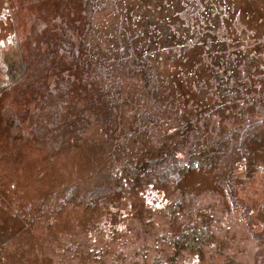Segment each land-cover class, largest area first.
<instances>
[{
    "label": "rangeland",
    "instance_id": "374dc122",
    "mask_svg": "<svg viewBox=\"0 0 264 264\" xmlns=\"http://www.w3.org/2000/svg\"><path fill=\"white\" fill-rule=\"evenodd\" d=\"M127 1L0 0V264H90L95 251L137 264L146 248L173 252L152 245L174 212L211 231L203 259L185 248L176 264H264V0ZM154 1L184 8L173 38L143 13ZM149 69L163 92L143 87ZM223 135L216 162L190 170ZM136 144L161 161L121 179ZM100 163L113 174L94 175ZM96 180L113 190L104 207L63 202Z\"/></svg>",
    "mask_w": 264,
    "mask_h": 264
},
{
    "label": "trees",
    "instance_id": "16d2710c",
    "mask_svg": "<svg viewBox=\"0 0 264 264\" xmlns=\"http://www.w3.org/2000/svg\"><path fill=\"white\" fill-rule=\"evenodd\" d=\"M128 1H127V3H128ZM153 3L154 4H153L152 8L154 10H157V11H155V13H153V11L146 12V11L143 10V13L146 14L150 19L151 18L152 19H157L155 16H156V14L158 12L159 15L157 17L160 18V19H158L159 21L161 20V27L157 28V30L159 32L161 31L162 34H165L166 36H168V35L172 36V38H173L176 35V33L179 32V30L177 28L173 29L171 25H174L176 27V21L181 20V19H179L177 17V15L181 11L184 12V8L183 7H170V6H169V8H167L166 6H163V8H162V6L159 7L160 5H159L158 2L154 1ZM167 26H170L172 29L165 28ZM185 30L189 31V29H185ZM160 33H158L157 35L153 36L154 38L151 41V43L152 42L163 43L158 38ZM142 36H143L142 39L145 40L146 36L144 34ZM201 36H202V34L200 33V31L195 29V30L192 31V33H191L190 37H188V39L192 38V42L193 43L194 42H200V40L203 41ZM220 41H221V39L219 38L218 41L215 42L214 44H220ZM182 42H183V40H182ZM253 59L254 58H252V59L249 58V59H246L244 61H246L248 63L247 66H250L251 65L250 63H251V61ZM168 63H170V62H168ZM228 63H230L229 65H231V64H235L236 66L238 65L235 60H230L229 58H228ZM229 68H231V66ZM149 71L152 73L150 75L151 83H147V84L144 83L143 87L144 86H148L149 87L148 90H153L154 89L158 93L163 92L164 85L160 86V89H158V86L155 83L156 80L160 79V77H159L160 73L154 74V69H149ZM235 71H236V69H235ZM209 74L212 76V70H211V72ZM230 74H231V72H230ZM235 75H233V78L239 77V79H240V71L239 70H238V73H236ZM244 77H246V76H244ZM212 78H213V80H215L213 76H212ZM199 80L201 82L205 83L203 81L204 79H198V81ZM241 86H244V87L249 86V83H247V81H245V80L244 81H241V80L240 81H236V83L234 85V88H232V89H234V90H236L237 88L240 89ZM217 93H218V96L220 98V95L222 93L219 92L218 90H217ZM209 98H213V97L211 96ZM202 102L203 101H201L200 103H202ZM201 105H203V103ZM240 108H242V107L240 106ZM210 122L211 121L209 119V123ZM200 132H201V130L199 131V133ZM200 135H202V134H200ZM198 136H199V134H198ZM201 137L202 138H199L198 141H197L198 144H200L202 142L203 138H204L203 135ZM167 139H169V138H167ZM211 139L212 140H209V141H207V142L202 144L200 151L198 150V152H197V150H196V151H192L190 153L189 156L194 158L197 161V163H198V165H197L195 170L202 169L203 165L206 162H208V163H211L213 161L216 162V160H217V158H218V156H219V154H220V152L222 150V143L226 142L225 138H224V135L223 136H213ZM232 140H233V138H232ZM134 148L141 149V145L136 144L134 147H131L130 149L126 150V155H127L128 159L130 160V164L133 163L134 165L133 166L125 165L123 169L122 168L121 169L116 168V169H119L118 172H116V174L117 175H121V179L124 178V175L127 172H140L142 170L143 166L146 167V166H150V165H156V164L160 163V161H161L159 159V158H162V157H160L161 152L156 153L152 158H148V160H147V159H143L144 157H142L141 151L138 150V153H136V152L134 153L133 152ZM171 153L172 152L170 151V155H171ZM139 160L141 161V163L137 162ZM97 166L98 167L95 168L96 170L95 169L92 170L94 175H96V174L100 175L101 173L103 174V173H106V172H109V173L113 174V172H114V170L112 171L111 169H109L110 165L108 167H106V166H104V165H102L100 163ZM169 168H167V169H169ZM171 168H172V166H171ZM120 170L123 173L125 172L124 175H122L123 173L120 174ZM183 170H184L183 168L182 169L181 168L180 169L177 168L176 174L178 175L180 172L184 174ZM88 173H90V172H89L88 168L86 167L85 170H82V175H80L78 177V179H83L84 176L86 174H88ZM106 182L107 181L96 180L95 182H93L92 187L83 188V189L82 188L80 189V187L74 182L73 185H70V186L67 185V188L64 190V195L61 198H62L63 202H65V203H68V202L76 203V204H79L81 207H83L85 209L87 208V205H88V207H89V205H91V206H103L104 207V205H106V203L109 200L110 194L113 192V190H111V189H108V188L105 189L104 188L106 186L105 185ZM168 213H169V215H171L170 212H168ZM209 214L212 215V213H209ZM186 215H188V214H186ZM203 215H204V213H203V210H202L201 216H203ZM193 216L197 217L196 215H193ZM179 218H180V214L177 215L174 212V216L171 217V220H169L168 225L165 226V224H163L162 227H164V228L160 231V233H158V235H156V238H157L156 243L154 245H152L153 248H158L159 247L158 243L164 242L166 244V243L169 242L170 246H174V248L172 247L173 248V252L170 253L168 251H164V253H158L157 255L154 254L153 256H151L149 251L151 252L152 248H146V249H149V251L145 249V251H147V252H145V253L143 251L139 252L140 259H141V260H139L140 264H176L177 260L180 258V255H182V252H183V250H185V248L192 249V251L195 254H197L198 256L201 255V256H199V259H203V255L201 253V249L198 246V245H200L199 239L195 238V236H194L195 234L194 233L191 236L192 237L191 239H187V237L185 236V234H186V229L184 228L185 224L190 223V222H197V221H185V222H183L181 220V218L180 219ZM150 220H151V217H150ZM176 221L178 222V225H180V229H176V228H174V226H172V225H174V223ZM204 221H206V220H204ZM202 222L203 221L198 222L199 225H201ZM210 232L211 231H208V232L206 231V236L205 237H208ZM167 239H168V242H167ZM206 243L207 242H206V239H205V244ZM220 250L221 249L219 247L215 251H218L217 253H219ZM102 252L103 251H101V252L95 251V253H97V254L95 256V259H94L93 263H90V264H101L100 259L103 257ZM208 253L212 254V251H208ZM219 256H218V258H219ZM142 257H144V259H145L144 263L142 262V261H144V260H142ZM211 262H212V259H211Z\"/></svg>",
    "mask_w": 264,
    "mask_h": 264
},
{
    "label": "flooded vegetation",
    "instance_id": "af4514ba",
    "mask_svg": "<svg viewBox=\"0 0 264 264\" xmlns=\"http://www.w3.org/2000/svg\"><path fill=\"white\" fill-rule=\"evenodd\" d=\"M7 79V78H6ZM195 160V159H194ZM196 161V160H195ZM197 165H198V163L197 162H194L192 165H191V167L189 168L190 170H195L196 169V167H197ZM183 172L184 173H186L187 171L184 169L183 170ZM185 229H186V234H185V236L187 237V239H191L192 237V235H193V233L195 234L194 236H195V238H197V239H199V241H200V245H198L199 246V248L201 249V252L202 251H205V246H206V244H205V239H206V241H207V239H208V237H205L206 236V231L208 232L209 230V228H208V224H205V222H202V224L201 225H199V223L198 222H190V223H187V224H185V227H184ZM1 238V237H0ZM2 239V238H1ZM1 244V243H0ZM137 264H139V263H137Z\"/></svg>",
    "mask_w": 264,
    "mask_h": 264
},
{
    "label": "crops",
    "instance_id": "0c3cea01",
    "mask_svg": "<svg viewBox=\"0 0 264 264\" xmlns=\"http://www.w3.org/2000/svg\"><path fill=\"white\" fill-rule=\"evenodd\" d=\"M0 66H1V63H0ZM2 67H0V88H2L3 86H7L5 85L4 81L6 80L7 78V75L2 73Z\"/></svg>",
    "mask_w": 264,
    "mask_h": 264
},
{
    "label": "bare ground",
    "instance_id": "6f19581e",
    "mask_svg": "<svg viewBox=\"0 0 264 264\" xmlns=\"http://www.w3.org/2000/svg\"><path fill=\"white\" fill-rule=\"evenodd\" d=\"M32 259V258H31ZM54 260V259H53Z\"/></svg>",
    "mask_w": 264,
    "mask_h": 264
}]
</instances>
